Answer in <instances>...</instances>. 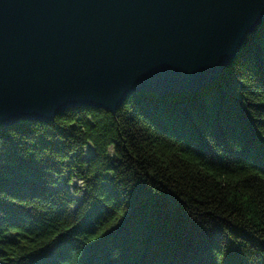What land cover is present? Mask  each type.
I'll list each match as a JSON object with an SVG mask.
<instances>
[{"label": "trees", "instance_id": "16d2710c", "mask_svg": "<svg viewBox=\"0 0 264 264\" xmlns=\"http://www.w3.org/2000/svg\"><path fill=\"white\" fill-rule=\"evenodd\" d=\"M0 264H264V22L193 93L0 125Z\"/></svg>", "mask_w": 264, "mask_h": 264}, {"label": "water", "instance_id": "95a60500", "mask_svg": "<svg viewBox=\"0 0 264 264\" xmlns=\"http://www.w3.org/2000/svg\"><path fill=\"white\" fill-rule=\"evenodd\" d=\"M262 22L264 0H0V125L193 93Z\"/></svg>", "mask_w": 264, "mask_h": 264}, {"label": "rangeland", "instance_id": "374dc122", "mask_svg": "<svg viewBox=\"0 0 264 264\" xmlns=\"http://www.w3.org/2000/svg\"><path fill=\"white\" fill-rule=\"evenodd\" d=\"M75 185V186H78V183L76 181H73L72 182V186Z\"/></svg>", "mask_w": 264, "mask_h": 264}]
</instances>
